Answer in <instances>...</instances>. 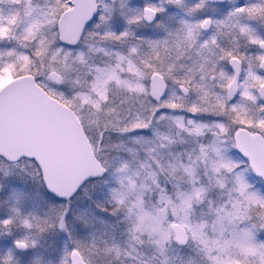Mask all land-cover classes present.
Returning a JSON list of instances; mask_svg holds the SVG:
<instances>
[{
	"label": "snow or ice",
	"instance_id": "obj_1",
	"mask_svg": "<svg viewBox=\"0 0 264 264\" xmlns=\"http://www.w3.org/2000/svg\"><path fill=\"white\" fill-rule=\"evenodd\" d=\"M5 2L0 264H264V52L238 42L264 50V0L175 29L207 0H119L115 28L104 0Z\"/></svg>",
	"mask_w": 264,
	"mask_h": 264
},
{
	"label": "rangeland",
	"instance_id": "obj_2",
	"mask_svg": "<svg viewBox=\"0 0 264 264\" xmlns=\"http://www.w3.org/2000/svg\"><path fill=\"white\" fill-rule=\"evenodd\" d=\"M234 0H229L228 1V5L229 7L232 6ZM104 3L109 5L112 8V26L115 28L118 26V18L120 16V8H119V0H104ZM186 4H194V0H185ZM235 3V2H234ZM237 5V4H236ZM13 8V6L9 5L8 3H0V9H2L4 11L5 14H8V12ZM215 9V11H214ZM170 15L174 16V19L172 20H165V23L167 26H169L170 28H178L180 27V21L182 19L184 20H189L190 22L195 23L197 20L208 17L215 20H221L222 16L224 17L226 15V13H223L221 11V9L219 10V8H213L212 6H210L208 3L206 5V7L202 10V12L194 17H188L184 11H181L178 7H173L169 13ZM215 30V25L213 24L211 27V33L213 34V31ZM149 31H152V38H158L160 35H162V33L159 32H155L151 29H149ZM203 34V33H202ZM203 36V35H202ZM97 55H101V54H97ZM211 59H215L214 56H212L211 53L207 54ZM193 59H195V53H193V58L189 59L187 56H185L183 63L191 66V64L193 63ZM219 66V65H218ZM211 83L215 84L216 81H210ZM2 81H0V85H2ZM219 90V89H217ZM128 147H133V145L129 144ZM235 159V157H233ZM2 171V170H0ZM0 178L3 177V172H0ZM3 179H7L5 177H3ZM12 201H10L11 203ZM122 219V218H121ZM113 227H109L108 231L113 233L114 235L117 236L118 239H121L122 237H120V231L123 227L122 224H117L116 220L113 219L109 222ZM62 238L58 237L56 235H46L42 238V240L39 241V247L35 250V254L32 255L31 259L32 261H35L37 259V256H43L44 258H48L45 256V254L47 253L48 255L50 254V252L52 251V249L56 248L58 245H60ZM180 255L187 257L188 255H191V253L189 252H185V251H181Z\"/></svg>",
	"mask_w": 264,
	"mask_h": 264
},
{
	"label": "flooded vegetation",
	"instance_id": "obj_3",
	"mask_svg": "<svg viewBox=\"0 0 264 264\" xmlns=\"http://www.w3.org/2000/svg\"><path fill=\"white\" fill-rule=\"evenodd\" d=\"M228 1L229 0H225V2H211V1L207 0V3L210 6H212L213 8H219V10L221 9V11L223 13H227L228 10H230L236 4L239 3V0H234L233 3H232V6L229 7ZM196 2H197V0H194V4ZM241 2H242V0H241ZM223 18L224 17L222 16V19ZM251 26L256 30L258 35L264 37V25H261L260 23H257L255 21H253V22H251ZM211 27H212V25L209 27V29L202 30V33H203L202 34L203 36L201 37L202 39H207L208 37H210L212 35V33L210 32L211 31ZM218 39H219V43H220L221 47H230L231 44L233 42L237 41L238 38L235 37V36H226V37H222V38H218ZM238 42H239V45H240V51L242 53H244L246 56L255 57L256 55L260 54L261 52H264V50L258 49L255 46L245 47V41L243 39H239ZM247 67H248L247 61H245V62H243L241 64L242 71L240 73V78H239V83H241V84L244 83V78L247 76ZM220 69H223V71L227 72L230 75L234 74V72H235V69L232 66V64L227 62V61H221L219 63L217 71H219ZM254 71H256L257 74L264 75V70H262V69H254ZM237 99H239V97H237ZM0 172H3V171H0ZM45 256L48 257L49 255L46 253Z\"/></svg>",
	"mask_w": 264,
	"mask_h": 264
},
{
	"label": "water",
	"instance_id": "obj_4",
	"mask_svg": "<svg viewBox=\"0 0 264 264\" xmlns=\"http://www.w3.org/2000/svg\"><path fill=\"white\" fill-rule=\"evenodd\" d=\"M110 1H113V0H110ZM209 1H211V2H225V0H209ZM205 30H207V29H205Z\"/></svg>",
	"mask_w": 264,
	"mask_h": 264
}]
</instances>
